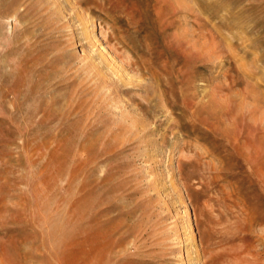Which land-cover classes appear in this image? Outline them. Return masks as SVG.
Instances as JSON below:
<instances>
[{
    "label": "rangeland",
    "instance_id": "rangeland-1",
    "mask_svg": "<svg viewBox=\"0 0 264 264\" xmlns=\"http://www.w3.org/2000/svg\"><path fill=\"white\" fill-rule=\"evenodd\" d=\"M0 264H264V0H0Z\"/></svg>",
    "mask_w": 264,
    "mask_h": 264
},
{
    "label": "bare ground",
    "instance_id": "bare-ground-1",
    "mask_svg": "<svg viewBox=\"0 0 264 264\" xmlns=\"http://www.w3.org/2000/svg\"><path fill=\"white\" fill-rule=\"evenodd\" d=\"M187 222H188V221H187ZM188 259H189V258H188ZM189 260H191V259H189ZM189 260H188V261H189Z\"/></svg>",
    "mask_w": 264,
    "mask_h": 264
}]
</instances>
